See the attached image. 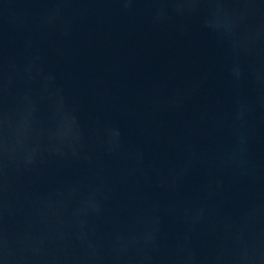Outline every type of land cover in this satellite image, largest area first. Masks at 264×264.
<instances>
[{
    "label": "water",
    "instance_id": "water-1",
    "mask_svg": "<svg viewBox=\"0 0 264 264\" xmlns=\"http://www.w3.org/2000/svg\"><path fill=\"white\" fill-rule=\"evenodd\" d=\"M0 264H264V0H0Z\"/></svg>",
    "mask_w": 264,
    "mask_h": 264
}]
</instances>
